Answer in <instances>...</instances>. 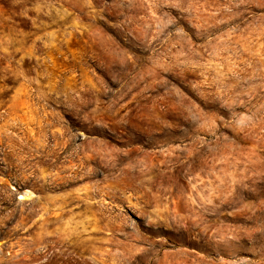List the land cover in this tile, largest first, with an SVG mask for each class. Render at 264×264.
<instances>
[{"label":"rangeland","instance_id":"rangeland-1","mask_svg":"<svg viewBox=\"0 0 264 264\" xmlns=\"http://www.w3.org/2000/svg\"><path fill=\"white\" fill-rule=\"evenodd\" d=\"M0 264H264V0H0Z\"/></svg>","mask_w":264,"mask_h":264}]
</instances>
